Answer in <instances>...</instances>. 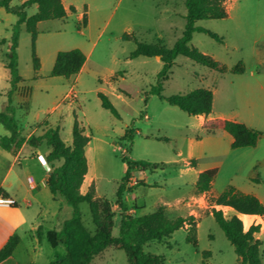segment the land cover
I'll use <instances>...</instances> for the list:
<instances>
[{"label":"rangeland","instance_id":"rangeland-1","mask_svg":"<svg viewBox=\"0 0 264 264\" xmlns=\"http://www.w3.org/2000/svg\"><path fill=\"white\" fill-rule=\"evenodd\" d=\"M86 11L89 23L83 24L79 6L65 19L39 21L33 42L25 25L18 27L17 67L22 77V94L13 99V116L22 134L33 131L40 135L48 128H57L65 144L72 140L71 128L75 120L90 137L85 148L87 173L80 191L93 189L94 198L113 213L112 236L118 233L121 209L116 203V190L125 172L123 159L157 163V168L146 170L143 178L133 175L123 193L126 212L142 215L163 206L167 218L193 215L196 223L197 244L186 241L188 223L161 241L144 245L146 252L160 255L165 264H235L237 254L232 244L210 214L212 207L222 209L227 217L236 214L232 209L210 205L212 194L198 193L196 175L187 170L189 138L206 137L208 147L214 145L215 154L199 161L195 169L211 161L218 164L212 192L219 194L231 184L238 190L252 194L264 202V182L253 183L251 178L264 175V160L254 169L234 170L225 163L230 158L231 136L228 133L209 136L201 128L196 115H189L176 106L150 93L157 82L162 62L155 56L130 58L135 40L145 43L162 42L171 47L181 37L186 24L185 0H94ZM22 0H11L17 6ZM227 14L221 18L200 19L195 22L223 38L217 42L203 32L194 31L190 44L211 56L228 69L243 62V73H220L186 56L178 55L166 78L162 80V94L169 96L187 93L204 87L212 91V115L238 116L244 124L263 133L260 147L264 149V0H225ZM36 5L26 9L34 14ZM85 17V19H86ZM17 17L0 10V41L10 40ZM128 34L129 38L123 35ZM34 46V47H33ZM5 44H0V111L8 105L9 80L4 66ZM39 59V69L33 68L32 52ZM80 49L86 59L81 70L68 78L50 76L56 53L61 50ZM99 93L106 95L117 111L114 116L102 106ZM132 130L131 142L124 138ZM208 137V138H207ZM216 139V140H215ZM215 141V142H214ZM205 142V143H206ZM214 142V143H213ZM33 151V152H31ZM26 148L15 162L22 182L6 179V186L15 192L18 208L6 210L0 205L1 223H22L16 233L20 243L15 251L18 264H47L65 255L61 243L52 246L46 234L38 236L30 225L36 221L44 230L58 228L62 220L71 216V207L59 195H53L47 186L38 187L33 194L27 176L35 184L47 173L50 164L45 156L49 147L42 142L35 150ZM0 162L13 161V155L0 147ZM5 158H2L3 156ZM219 160H222L219 163ZM59 162H56L58 164ZM0 167V176L3 174ZM135 178V179H133ZM133 181H137L130 184ZM23 195L26 196L24 201ZM81 222L94 233L96 226L87 203L79 204ZM100 219L103 214L100 212ZM260 231L255 237L261 241L264 253V217L257 219ZM244 225V222H243ZM208 251V257L203 252ZM264 264V254L261 259ZM91 264H129L123 249L108 246L96 255Z\"/></svg>","mask_w":264,"mask_h":264},{"label":"trees","instance_id":"trees-1","mask_svg":"<svg viewBox=\"0 0 264 264\" xmlns=\"http://www.w3.org/2000/svg\"><path fill=\"white\" fill-rule=\"evenodd\" d=\"M224 1L185 0V28L181 37L175 41L173 46L168 47L160 41L151 44L135 40V49L129 56L130 58L155 56L162 62V67L157 73V82L150 88V93L157 95L169 105L176 106L189 115L205 116L206 119L201 124V128L207 132L217 129L227 132L232 137L231 148L254 147L262 134L261 131L230 119L207 118L212 110L213 94L210 89L199 87L187 93H177L169 96H164L161 93L163 89L162 80L166 78L174 63V59L178 55L186 56L192 61L220 73L227 71L231 73L244 72L242 61L228 69L225 65L220 64L214 58L190 44L194 31L203 32L215 41L223 42L222 37L201 26H196L195 22L200 19L224 17L226 15L223 6ZM10 2L11 0H0V7L7 12L15 14L17 17L12 27L8 51L5 54V66L8 69L10 84L8 105L3 111H0V123L9 129L11 134L9 136H0V147L6 151L14 152L25 141V137L22 136L13 116L14 108L11 105V93L21 81L17 67L16 52L18 27L24 24L34 42L37 34L36 26L39 21L65 19L68 12L74 13L75 9L72 6L66 9L61 0H24L18 6H11ZM32 5H36V11L28 16L26 9ZM82 22L84 25L86 24L85 15L82 17ZM123 37L129 38L128 34H124ZM1 42H5V40L2 39ZM85 59L84 53L78 48L58 51L50 76L68 78L76 75L81 70ZM32 60L33 68L37 71L40 64L34 48ZM98 95L101 98L102 106L114 116H117L116 109L106 95L103 93ZM71 133L72 140L70 145L64 143L57 128H48L40 135H31L26 140V144L31 148H37L42 142H45L49 147V151L45 156L51 167L46 179L47 187L53 195L63 197L72 210L71 216L62 222L59 229H50L46 232V238L53 247L61 243L65 248V255L62 259L52 260L47 264H91L92 259L108 246L123 249L129 264H165L162 256L146 252L144 245L151 241H161L169 237L175 230L186 223L190 225L186 241L196 246V223L193 215L167 218L163 212V206H158L154 212L142 215H133L126 212L123 193L130 179L134 174L137 175L136 172L142 174L146 170L157 168V163H150L144 160L123 159L125 172L116 190V203L122 213L118 225V233L116 236H112L113 213L110 208L105 204L101 206L100 202L94 198L93 189L84 193L80 191V186L88 169L85 148L90 137L84 133V129L76 118L72 124ZM124 138L131 142V129L125 131ZM56 162L59 163L56 164ZM190 164L194 166V160L190 161ZM217 172L218 169L216 167L200 171L195 182L196 191L198 193L208 192ZM251 181L256 184L264 182V175L262 177H253ZM0 198H8L1 188ZM83 202L89 206L92 221L96 226L94 233L88 232L81 222L79 204ZM209 203L212 206H227L236 212L235 215L227 217L222 209L212 207L210 211L226 239L234 247V251L237 254L235 264H262L261 259L264 254L261 249L262 244L255 237V234L260 231V223H252L245 229L243 220L238 214H255L264 217V203L256 196L242 192L231 184L225 186L218 195L211 197ZM10 207H18V205L14 203ZM100 212L103 214V219H100ZM37 234L40 236V228L37 229ZM19 240L20 237L16 232L7 238L4 245L0 248V262L12 254ZM208 253V251L203 252V256L208 257Z\"/></svg>","mask_w":264,"mask_h":264},{"label":"crops","instance_id":"crops-1","mask_svg":"<svg viewBox=\"0 0 264 264\" xmlns=\"http://www.w3.org/2000/svg\"><path fill=\"white\" fill-rule=\"evenodd\" d=\"M24 0H22L23 2ZM64 7L66 9H68L70 6L74 7L75 11L76 9L79 7V6H83V9H84V12H80L79 15H78V18L80 19L82 17V15H85L86 17V11L92 6V5H95L97 3V1H94V0H61ZM230 1V0H228ZM21 2V3H22ZM20 3V4H21ZM11 5V4H10ZM12 6V5H11ZM18 6V5H17ZM5 10L4 8L0 7V10ZM6 11V10H5ZM225 11H226V8H225ZM7 12V11H6ZM8 13H11V12H8ZM69 14V12H68ZM226 14H227V11H226ZM89 23V19L87 20V17H86V24ZM5 40V42H1L0 41V44H5L7 46H9V40L3 38ZM2 40V39H1ZM6 64V61L4 63V66ZM6 68V66H5ZM7 70V74H8V80H9V73H8V69L6 68ZM21 76V75H20ZM22 82V77H21V81L17 84L16 88L12 91L11 93V105L13 103V99H15V97L19 94H22V86L20 85ZM260 89L261 90H264V87L263 85H259ZM10 89V87H9ZM13 106V105H12ZM14 107V106H13ZM3 111V110H2ZM197 118H198V121L200 124L203 123V121L206 119L205 116L203 115H196ZM207 118H225V119H230V120H234V121H238V122H244V120H242L241 118H239L238 116H224V115H212V114H209ZM245 123V122H244ZM247 125V124H245ZM250 127V126H248ZM252 128V127H251ZM255 129V128H254ZM204 130V129H203ZM206 132V134H209V136H214L213 139L215 138V136H217L216 134H223V133H227L221 129H217V130H214L212 132H207L206 130H204ZM11 134L10 130L2 123H0V136H9ZM22 134V132H21ZM34 132L31 131V132H28L26 134H22V136L25 137V141L22 143V145L19 147V149H17L16 151L14 152H9L13 155V161L10 162V164L8 165H5L4 163L0 162V167H2L3 169L1 171H3V174L0 176V188L6 193L7 197L13 199L17 205L18 204V201H17V198H16V195L15 192L12 190V188L10 186H6L5 182H6V179L7 177L12 174L13 172V178L12 180H15L17 182H22V179L20 178V174L18 171H14V166H15V162H18V159L20 157V155L25 151L26 148H31L30 146H28L26 144V140L29 138V136L33 135ZM263 136V133L261 134L260 138ZM208 138V137H207ZM259 138V139H260ZM206 137H199V136H195V137H191L189 138V146L190 147H195L197 149V152L196 153H192V152H189V156L188 157H193V158H190L192 160H194V166H192L190 164V160H186L185 161V164L188 165L187 167V170L189 172H193L195 175H196V178H197V175L200 171L204 170V169H208V168H212V167H216L218 169V164L216 163H213L211 161H207L206 163V166H203L201 167L200 169H195V167L198 165L199 161L201 160H206V159H209L210 157H212V155H214L215 153V147L214 145H211L210 147H208V142L205 141ZM258 139L257 141V144L254 146V147H240V148H234V149H230L231 153H230V158L227 159L225 161V163H227L228 166H230L232 169L234 170H241L242 168H252L254 169L255 166H256V163H258L259 161L261 160H264V149L260 147V140ZM216 140V139H215ZM231 141H232V137H231ZM230 141V143H231ZM206 142V143H205ZM215 142V141H214ZM213 142V143H214ZM34 150V152H36V148H31ZM6 151V150H5ZM33 152V151H31ZM48 153V152H47ZM1 156V155H0ZM3 156V155H2ZM2 158H5L4 156ZM222 160H219V163L221 162ZM50 169L51 167H48V170H47V173L44 175L43 178L40 179V182L39 184H35L33 181H32V177L29 175L27 176V179L30 183V189L32 190L33 194L37 193V189L40 185V187H45L47 186L46 184V179L49 175V172H50ZM143 175H144V172L141 174V175H137V177L140 178V176L142 178L139 179L138 182L140 183H145V180L143 178ZM135 179V178H133ZM137 181H133L131 182L130 184H133ZM213 182L214 180L212 181V184H211V188L210 190L208 191L209 194H212L213 196H216L218 195L217 194H214L212 192V185H213ZM222 190H220L221 192ZM219 192V193H220ZM206 193H204L205 195ZM259 198V197H258ZM23 199L24 201H27L26 199V196L23 195ZM259 200L261 202L262 199L259 198ZM264 203V202H263ZM19 207V206H18ZM18 207H10V206H5L6 210L8 211H14L15 209H17ZM216 207L218 208H226V209H231L230 207H227V206H221V205H216ZM243 215H252V216H256L255 219L252 220V223L256 224L258 221L257 219H261L262 217L259 216V215H255V214H238V216L242 219V216ZM64 220H62L63 222ZM62 222L60 225H62ZM249 224V225H250ZM22 225V223H8V222H5V223H1L0 222V248L4 245V243L6 242L7 238L13 234L14 232L17 231V229H19V227ZM248 226L244 225V228L247 229ZM61 226H59L58 228H53V229H59ZM30 230H36L38 228H40V231H41V234L43 235L44 233L46 234V232L50 229H46L44 230L43 227H42V224H40L38 221L35 222L34 225H30ZM19 243H20V240H19ZM18 243V244H19ZM18 245L16 246V248L14 249V251L12 252V254L5 260H3L2 262H0V264H18L17 260L15 259V251L17 249ZM64 257V256H63ZM63 257L61 258H58L56 260H60L62 259Z\"/></svg>","mask_w":264,"mask_h":264},{"label":"built area","instance_id":"built-area-1","mask_svg":"<svg viewBox=\"0 0 264 264\" xmlns=\"http://www.w3.org/2000/svg\"><path fill=\"white\" fill-rule=\"evenodd\" d=\"M14 203H16V202L9 197L8 198H0V205L11 206Z\"/></svg>","mask_w":264,"mask_h":264},{"label":"bare ground","instance_id":"bare-ground-1","mask_svg":"<svg viewBox=\"0 0 264 264\" xmlns=\"http://www.w3.org/2000/svg\"><path fill=\"white\" fill-rule=\"evenodd\" d=\"M256 216H252V215H243L242 216V220L244 222V225L248 226L253 219H255Z\"/></svg>","mask_w":264,"mask_h":264}]
</instances>
